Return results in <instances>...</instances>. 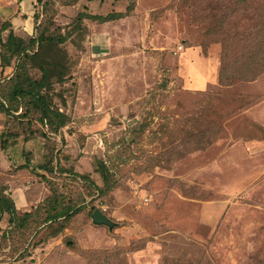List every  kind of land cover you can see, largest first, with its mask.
<instances>
[{"label": "rangeland", "instance_id": "1", "mask_svg": "<svg viewBox=\"0 0 264 264\" xmlns=\"http://www.w3.org/2000/svg\"><path fill=\"white\" fill-rule=\"evenodd\" d=\"M258 1L0 0V194L36 213L14 230L4 216L0 264H264ZM11 32L40 59L13 56ZM52 52L69 68L48 92L70 119L58 134L11 101ZM96 210L113 229L93 223Z\"/></svg>", "mask_w": 264, "mask_h": 264}, {"label": "trees", "instance_id": "2", "mask_svg": "<svg viewBox=\"0 0 264 264\" xmlns=\"http://www.w3.org/2000/svg\"><path fill=\"white\" fill-rule=\"evenodd\" d=\"M88 1H94V0H88ZM133 2L135 0H132ZM258 0H240L239 5L245 7L246 9H251L250 6L254 5L253 3ZM264 3V0H259L258 2ZM134 7V6H133ZM133 7L129 9V12L126 13H118V14H111L107 17L102 16H88L86 13H81L78 17V22L80 23L83 18H90L95 22L98 23H108L113 21H118L121 19H124L128 17L130 12H132ZM247 13V12H246ZM262 18V17H261ZM223 27V25L221 26ZM224 30V29H223ZM44 36H42L39 39V42H44ZM61 41H64L66 38H61ZM2 40L1 32H0V42ZM31 43H34V41H31ZM6 47L9 48L11 51V54L13 56H21L24 55L25 58H30L33 61H38L40 59L39 55H36L35 57H30L28 54H26V49L24 48V42L18 38H15L14 33L11 32L10 36L8 38V42L5 44ZM44 45V44H43ZM229 46H231L229 44ZM262 46V45H260ZM259 46V50H261ZM227 51L225 48L226 53H231ZM262 51V50H261ZM62 54H65L64 52H61ZM264 54V52H262ZM42 62L41 64H38L39 66H43V76L40 81H32L29 80L27 77L24 79V83H20V81L17 80V83H14V89L11 93V101L14 103H17L19 99L22 101L26 99V104L24 105L23 109V116L22 118L29 119V123H35L38 122L43 129H48L49 134H58L62 129H64L68 123L70 122L69 117L64 113L61 112V109L56 106L52 100V97H49V90L50 87L53 86V80L56 79L57 83L63 82L64 78L69 75V68L67 67L66 63L64 64L62 62H59L57 58L54 57L53 52L52 55L49 57L41 58ZM257 60L259 59V56L253 57L250 59V62L248 65L245 66V68L249 69H259L261 67L260 62ZM257 62V63H256ZM260 64V65H259ZM45 91V92H44ZM3 102V101H2ZM63 106H66V101L63 100ZM0 107L3 110H6L9 112V106L5 104V102H0ZM19 111V107L16 108V112ZM10 113V112H9ZM15 114V113H14ZM14 139L17 138L16 135H12ZM4 148H8L7 145L4 146ZM51 163L53 161L51 160ZM53 168H50L49 171L53 172ZM103 175L106 177V172L102 171ZM87 180V179H86ZM59 203V201L56 199L53 203ZM40 205L37 208V211L40 209ZM70 212H66L67 210L63 208L61 212L56 211L54 213H51V215H48L46 222H53L58 220L60 217L66 216L70 214L73 210L71 207L68 208ZM97 211V210H96ZM95 211V212H96ZM94 212V213H95ZM5 215L9 216L10 219V226L13 227L12 230L17 228H24L26 225V222L29 221L30 218L33 217V215H36V213H26L24 216H20L16 207V203L12 198L7 197L4 193L0 194V223L2 222ZM52 225V224H51ZM64 230V227L59 228H53L51 232L52 237H57L59 234L62 233ZM8 231L4 232V239L5 236L8 237Z\"/></svg>", "mask_w": 264, "mask_h": 264}, {"label": "water", "instance_id": "3", "mask_svg": "<svg viewBox=\"0 0 264 264\" xmlns=\"http://www.w3.org/2000/svg\"><path fill=\"white\" fill-rule=\"evenodd\" d=\"M92 218H93V223L95 225L107 226L110 229L114 228V223L111 220H109V218L100 211H96L93 214Z\"/></svg>", "mask_w": 264, "mask_h": 264}]
</instances>
